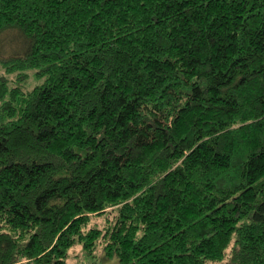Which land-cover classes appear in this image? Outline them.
Masks as SVG:
<instances>
[{"label":"trees","instance_id":"trees-1","mask_svg":"<svg viewBox=\"0 0 264 264\" xmlns=\"http://www.w3.org/2000/svg\"><path fill=\"white\" fill-rule=\"evenodd\" d=\"M10 31L0 264H264V0H0Z\"/></svg>","mask_w":264,"mask_h":264},{"label":"rangeland","instance_id":"rangeland-1","mask_svg":"<svg viewBox=\"0 0 264 264\" xmlns=\"http://www.w3.org/2000/svg\"><path fill=\"white\" fill-rule=\"evenodd\" d=\"M13 33L16 31L4 32L0 36V54L1 58H10L15 55V51L24 50L23 46L19 47L18 44L13 40ZM18 34V33H17ZM19 41H22L20 36H18ZM19 47V48H18ZM6 75L5 69L0 65V78ZM37 81L33 77V73L30 78L29 85H35ZM105 220L100 219L99 222L103 224ZM68 263L69 264H121L118 258L110 259L107 257L103 250V245L99 246L96 251L88 254L82 243L77 244L69 251ZM226 264V262L217 263Z\"/></svg>","mask_w":264,"mask_h":264}]
</instances>
